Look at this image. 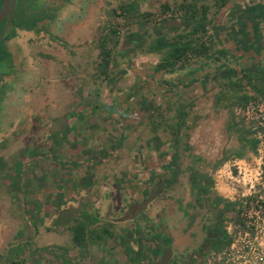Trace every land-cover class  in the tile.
I'll return each mask as SVG.
<instances>
[{
  "label": "crops",
  "instance_id": "0c3cea01",
  "mask_svg": "<svg viewBox=\"0 0 264 264\" xmlns=\"http://www.w3.org/2000/svg\"><path fill=\"white\" fill-rule=\"evenodd\" d=\"M120 4L34 0L26 13L49 15L19 20L8 38L17 69L0 97V264H151L165 255L167 264H203L215 250L202 258L177 244L178 187L224 199L234 160L256 156L239 109L241 96L263 97L254 85L264 89V4L232 5L211 21L207 56L146 68L144 108L138 70L113 66L116 55L133 57L132 43L119 41L108 71L100 66ZM65 210L76 216L58 225Z\"/></svg>",
  "mask_w": 264,
  "mask_h": 264
},
{
  "label": "trees",
  "instance_id": "16d2710c",
  "mask_svg": "<svg viewBox=\"0 0 264 264\" xmlns=\"http://www.w3.org/2000/svg\"><path fill=\"white\" fill-rule=\"evenodd\" d=\"M238 0H215L214 4H210L209 0H181L174 6L168 3L162 5V11L166 13H172L171 18L164 20L162 24L155 26L152 33H148L147 19L149 17L148 12H142L138 1H132L126 5L121 4L119 11L121 17L125 18L129 25L133 23L136 25L137 30H129L125 34L126 42L132 43V50L135 52L141 50L145 54L160 55V68L174 67L179 62L188 60L194 55L207 56L210 46L207 44L209 40L208 25L211 23L210 14L214 7L217 8L214 12L215 20L219 21L225 12V10ZM116 13V11L114 12ZM179 19L178 25L170 24L171 20ZM141 31L144 32V40ZM122 32L115 27L110 28V31L102 37L99 43L102 71L106 73L109 69L112 52L117 47ZM206 37L205 39H203ZM233 74V73H232ZM247 78V76H246ZM249 80V78H248ZM239 85V84H238ZM254 88L264 97V89L257 85ZM241 102L246 104L249 100V96H241ZM246 135H250V131H244ZM247 145L250 149L255 150L257 146V140L249 138ZM241 157V154L237 155ZM210 185V184H209ZM194 187H199L194 184ZM200 187L201 193L207 194V190ZM223 204L225 210H231L233 203L226 201L221 197L215 199L214 206L218 207ZM217 239L212 243L213 248H218L223 244L228 243L226 232L222 228L217 229ZM82 235L78 232L74 238L76 243H82ZM159 239V237H156ZM166 241V240H165ZM168 244L170 243L169 240Z\"/></svg>",
  "mask_w": 264,
  "mask_h": 264
},
{
  "label": "built area",
  "instance_id": "2783aa9c",
  "mask_svg": "<svg viewBox=\"0 0 264 264\" xmlns=\"http://www.w3.org/2000/svg\"><path fill=\"white\" fill-rule=\"evenodd\" d=\"M243 123L257 140L256 156L234 160L225 200L233 203L224 221L228 237L203 264H264V98L252 95L240 109Z\"/></svg>",
  "mask_w": 264,
  "mask_h": 264
},
{
  "label": "rangeland",
  "instance_id": "374dc122",
  "mask_svg": "<svg viewBox=\"0 0 264 264\" xmlns=\"http://www.w3.org/2000/svg\"><path fill=\"white\" fill-rule=\"evenodd\" d=\"M34 0H22L19 10L17 13L18 14V18L19 20L22 19H37V18H44L46 16H48L49 14L46 12V10L41 9L33 14H27V6H29L30 4H32ZM129 0H121V3L126 5L128 3ZM139 2V4L141 5V10L142 12H148L150 15L147 19V30L148 33H152L153 28L155 26H158L160 24H162V22L164 20H167L169 18H171L172 13H164L162 11V5L165 3L170 4L171 6H174L175 4H177L178 2H180L181 0H151L150 2H144L146 0H136ZM215 0H209L210 4H214ZM248 4V5H262L264 4V0H238L236 2H234L232 5H237L240 6L239 3L242 4ZM118 4V3H117ZM116 6L113 9H118V6ZM244 4V5H245ZM121 5V4H120ZM229 6L228 8L232 7ZM215 5H213V10L212 13L210 14V18L212 21L215 20V14L214 12L216 11L217 8L214 7ZM29 8V7H28ZM227 8V9H228ZM240 7H238V10L234 11L235 12H239ZM256 13V12H255ZM262 13V11H261ZM120 11L117 13H113V17L110 21H112V26L115 28H118L121 32H122V36H121V48L122 49H130L131 44L128 45V43L125 40V34L126 32H128L130 29L131 30H137L136 25L133 23L132 25H129L128 22L125 20V18L121 17ZM237 14V13H236ZM260 14V13H259ZM224 15V14H223ZM179 19L176 20H171L170 24H178V22H180ZM19 32V31H18ZM144 32L145 31H141L142 36L144 37ZM41 35H45L46 37H50V35L46 34V33H42ZM147 40L146 37H144V40ZM48 38H46L45 41V45H49L48 43ZM145 40V41H146ZM7 43L4 44V47L6 46ZM30 52V51H29ZM134 53V52H133ZM133 57H126L124 58L123 56L120 55H116L115 58V63L113 64L115 69H124V68H129L131 70H138V83H137V102H138V107L144 108L145 107V90H144V82H145V72H146V68L147 71L149 72V68H151L150 66H153L155 68L158 69L159 67V62H160V55H156V54H145L143 53L140 49L135 51L134 54H132ZM155 74V73H154ZM160 73H158L157 75H154L155 79L158 80V85H154V91H153V97L154 100L156 98H159L158 100H160V95H161V87H160ZM158 96V97H156ZM157 100V99H156ZM143 156V154H142ZM141 156V157H142ZM123 172V170H122ZM207 172V171H205ZM186 173V172H185ZM189 174H191V172H189ZM187 174V175H189ZM208 174V172L206 173ZM186 174H183L182 177H186ZM211 178V176H210ZM184 185H181L178 187L179 192L182 193V205L186 204V201L188 199L191 200V196L186 192V190L184 189ZM178 192V193H179ZM176 193V192H175ZM177 195L179 196L180 194ZM173 196H175V194L172 195V202L175 200L173 198ZM171 213V212H170ZM176 219L178 221H176V228H175V233L177 236H175V239L177 241V244H182L185 242H189L190 245L186 244L187 248H186V254L190 253V256L192 254V249H198L201 247V245H206L207 241L206 238H208L210 236L209 234V230L204 229L203 224L204 222H208L207 218L211 216L210 211H206V209H191L189 212V216H185L183 215L182 212H180L179 214H176ZM168 223H171L172 226H174L173 222H172V217H170L169 219L165 220ZM187 240V241H186ZM194 249V250H195ZM196 253V252H195ZM208 253V252H207ZM208 255V254H207ZM205 256H202V258H204ZM183 262V261H182ZM171 264H176L174 262H171ZM180 264V262L178 263Z\"/></svg>",
  "mask_w": 264,
  "mask_h": 264
},
{
  "label": "flooded vegetation",
  "instance_id": "af4514ba",
  "mask_svg": "<svg viewBox=\"0 0 264 264\" xmlns=\"http://www.w3.org/2000/svg\"><path fill=\"white\" fill-rule=\"evenodd\" d=\"M22 0H19L18 5L16 7V10L14 12L13 18H12V27L7 33V36L4 37V39L0 42V97L1 99L4 100L6 91L8 89V86L10 83L8 80L11 78V75L13 74V71L17 69V67L14 68L9 62L10 58L12 59V53L10 52V47H9V36L12 34L14 28L17 26L19 22L18 18V10L20 7ZM4 0H0V8L3 5ZM23 21V20H21ZM7 25V19L4 18L3 20L0 21V34ZM6 46L4 47V44ZM11 56V57H10ZM5 65V67H4ZM209 190V188H208ZM189 195L191 196V200H187L185 204V209L184 211H181L183 215L186 217L189 216V212L192 209H206V211H210L211 216L210 218L208 217L207 220L208 222H204L203 226L204 229L209 230V234H211L208 238H206L207 244L206 245H201L199 249V254L202 256H207V252L211 250H216L218 248H213L212 247V242L217 239V229L222 228L224 230V221L225 218L230 210H225L223 204H220L218 207L214 206L215 199L217 198L216 195L208 192L207 194H203L200 191V188L198 187H193V184H190V189H189ZM206 196L204 198V196ZM182 205V204H181ZM225 231V230H224ZM215 232V233H214ZM227 237V234H226ZM228 239V237H227ZM224 245V244H223ZM158 258H155L153 260L156 261Z\"/></svg>",
  "mask_w": 264,
  "mask_h": 264
},
{
  "label": "water",
  "instance_id": "95a60500",
  "mask_svg": "<svg viewBox=\"0 0 264 264\" xmlns=\"http://www.w3.org/2000/svg\"><path fill=\"white\" fill-rule=\"evenodd\" d=\"M19 0H4L3 5L0 8V21L4 18L7 19V25L0 34V42L7 36L8 31L12 27V18ZM76 212L74 210H65L61 213V219L58 221V225H67L74 220ZM168 255L152 262L151 264H167Z\"/></svg>",
  "mask_w": 264,
  "mask_h": 264
}]
</instances>
